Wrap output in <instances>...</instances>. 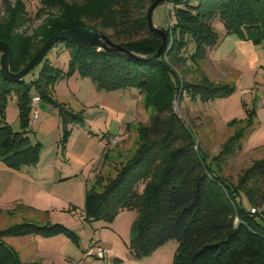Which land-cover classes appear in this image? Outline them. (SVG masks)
<instances>
[{"label": "trees", "instance_id": "16d2710c", "mask_svg": "<svg viewBox=\"0 0 264 264\" xmlns=\"http://www.w3.org/2000/svg\"><path fill=\"white\" fill-rule=\"evenodd\" d=\"M154 1L40 0L42 7L37 16H47L28 34L23 30L28 23L25 0H2L5 15L0 19V39L11 47L13 72L20 71L54 33L79 26L106 34L133 55L61 38L48 53L65 46L63 50L70 53L66 71L55 66L48 53L38 64L39 74L30 81L26 76L8 79L0 70V159L12 169L39 161L42 143L32 142L28 134L34 96L59 108L66 147L68 124L83 118L53 93L55 84L66 76L79 72L91 78L98 90L134 87L145 107L152 110L150 121L137 127L136 147L115 168V174L97 177L101 189L96 185L86 189L84 218L112 222L121 211L135 210L129 249L136 259L175 240L172 264H264V187L260 197L253 183L252 192L247 188L248 183L264 176V159L255 160L239 177L238 184L223 174V165L241 150L243 140L252 132V111L246 118L228 123L235 126L234 132L208 161L198 147L192 126L174 109L175 101L183 100L184 94L203 102L232 94L235 86L230 83H215L204 73L198 81H187L177 67L189 59L199 64L218 44L219 35L213 26L218 16L228 34L261 44L264 0H169L175 5L176 21L163 29L167 44L161 55L151 58L163 41L160 32L148 23V10ZM190 42L194 50L189 57L184 56L182 52ZM12 93L17 95L21 130H14L5 120L7 98ZM243 192L250 205L263 206V210L252 212L251 207L244 206ZM26 208L18 204L7 213ZM60 233L78 241L74 231L48 220H25L1 229L0 264H43L40 260L23 261L20 251L7 242L8 237Z\"/></svg>", "mask_w": 264, "mask_h": 264}, {"label": "rangeland", "instance_id": "374dc122", "mask_svg": "<svg viewBox=\"0 0 264 264\" xmlns=\"http://www.w3.org/2000/svg\"><path fill=\"white\" fill-rule=\"evenodd\" d=\"M25 2L28 23L23 30L32 34L47 13L37 16L42 7L40 0ZM4 15L0 0V19ZM171 18L176 21L174 8L170 13L166 11L165 3L154 8L152 21L155 27L169 28L173 24L170 23ZM213 26L219 35L218 44L199 64L189 59L177 69L187 81H198L204 73L215 83L234 85L235 90L227 97H216L206 102L184 94L183 100L175 101L174 109L192 126L198 147L209 157L208 161L220 152L234 132L235 126L228 123L232 119H244L252 111V132L243 140L241 150L223 165V174L231 183L238 184L239 177L255 160L264 159V41L255 45L237 34H228L219 16L213 20ZM247 43L249 47L243 46ZM64 48L60 45L52 49L48 58L66 71L70 53ZM193 50L194 43L190 42L182 53L188 56ZM40 69L41 65L34 68L26 75V80L36 78ZM53 93L67 108L83 118L68 124L70 132L63 148V122L59 108L47 100H40L37 119L34 118L35 108L31 109L28 134L32 142L42 143L39 161L12 169L0 159V230L25 220L61 223L77 234L78 241L64 233L8 237L6 240L20 251L22 257H31L43 264H115L113 256L132 255L129 241L137 212L123 210L112 222L85 219L81 215L84 214L86 189L96 185L100 190L97 177L101 174L113 176L115 168L126 161L137 144V127L149 123L152 110L145 107L136 88L98 90L91 78L83 77L79 72L59 80ZM5 120L14 130H21L15 93L7 98ZM111 138H115L117 143H111ZM252 183L260 197L264 176L248 183L247 188L251 192ZM241 197L244 206L251 207L252 212H255L254 208L263 210V206L250 205L244 192ZM18 204L28 208L14 214L7 213ZM92 240L96 243L95 249L99 245L105 248V257L87 254ZM107 241L110 243L106 244ZM176 247L177 242L170 240L159 250L165 264H171ZM61 250L67 251L65 255L69 257Z\"/></svg>", "mask_w": 264, "mask_h": 264}, {"label": "water", "instance_id": "95a60500", "mask_svg": "<svg viewBox=\"0 0 264 264\" xmlns=\"http://www.w3.org/2000/svg\"><path fill=\"white\" fill-rule=\"evenodd\" d=\"M165 0H155L154 3L150 6L148 10V23L150 27L156 29L162 35L163 41L156 52L151 58L159 57L166 47L167 44V34L166 31L157 28L154 26L152 21V11L156 7V5ZM68 39L70 41L76 42L78 44L84 46H92L98 45L104 50L116 51L126 53L128 55H133L131 51L123 47L122 45L114 42L111 38H109L106 34L97 31L95 29L79 26L72 29L63 30L60 32L54 33L40 48V50L34 55V57L18 72H13L10 68V59H11V47L10 45L0 39V49L2 51L1 55V73L4 77L11 80H20L28 75L34 68L38 66V64L43 60V58L48 53L49 49L58 39ZM137 57V56H136ZM137 58H142V56H138Z\"/></svg>", "mask_w": 264, "mask_h": 264}, {"label": "crops", "instance_id": "0c3cea01", "mask_svg": "<svg viewBox=\"0 0 264 264\" xmlns=\"http://www.w3.org/2000/svg\"><path fill=\"white\" fill-rule=\"evenodd\" d=\"M247 41V40H246ZM249 41V40H248ZM252 42V41H251ZM254 44V43H253ZM243 46H248L247 44H244ZM249 47V46H248ZM251 47V46H250ZM264 50V48H263ZM254 53L256 54V50H254ZM263 66V65H262ZM264 67V66H263ZM107 156L109 155L108 153L106 154ZM137 216V215H136ZM124 235V234H123ZM110 243L109 241L106 242V244ZM105 249V248H104ZM162 247H160L159 249H157L155 252H153L151 255L143 257L141 259H136L133 255H131V257L127 255L120 257L119 255H115L113 256L114 259V263L115 264H165L164 262V256L163 254H158L159 250H161ZM63 251V250H61ZM64 255H67V251H63ZM107 253V252H106ZM158 254V255H157ZM65 255V256H66ZM106 255V254H105ZM69 257V256H66ZM98 257V256H97ZM105 257V256H104ZM116 258H120L121 261H117ZM23 261H29V260H33L31 257H22ZM173 260V259H172ZM172 264V261H171Z\"/></svg>", "mask_w": 264, "mask_h": 264}, {"label": "built area", "instance_id": "2783aa9c", "mask_svg": "<svg viewBox=\"0 0 264 264\" xmlns=\"http://www.w3.org/2000/svg\"><path fill=\"white\" fill-rule=\"evenodd\" d=\"M165 7H166V11L168 13L171 12V9L175 7L174 3L169 1V0H165ZM170 23L172 24L173 21L170 19ZM40 97L39 96H34L31 102L32 108H35L36 112L34 113V118L37 119L39 117V112L37 111V107L39 105L40 102ZM111 143L116 144L117 140L115 138H111L110 140ZM254 211H256V209H253ZM81 217H84L83 215H81ZM96 243L95 241H91L89 248L87 250V254L88 255H96L98 257H104L106 254V250L104 249V247L102 246H98L97 249H95Z\"/></svg>", "mask_w": 264, "mask_h": 264}]
</instances>
